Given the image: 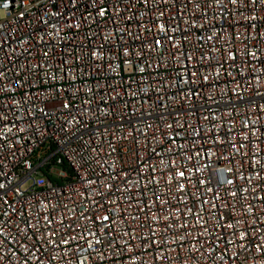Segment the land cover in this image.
<instances>
[{"label": "built area", "instance_id": "1", "mask_svg": "<svg viewBox=\"0 0 264 264\" xmlns=\"http://www.w3.org/2000/svg\"><path fill=\"white\" fill-rule=\"evenodd\" d=\"M0 264H264V0H0Z\"/></svg>", "mask_w": 264, "mask_h": 264}, {"label": "snow or ice", "instance_id": "2", "mask_svg": "<svg viewBox=\"0 0 264 264\" xmlns=\"http://www.w3.org/2000/svg\"><path fill=\"white\" fill-rule=\"evenodd\" d=\"M232 2L233 3H235L236 2V0H232ZM65 107H67V105H65ZM181 177L184 175V173L183 172H180V173H178ZM233 195H235V193H233ZM104 219L105 220H107L108 219V217H104ZM231 225H229V227H230ZM97 242H99V241H97ZM61 243H64V244H66L67 243V241L66 240H61Z\"/></svg>", "mask_w": 264, "mask_h": 264}]
</instances>
